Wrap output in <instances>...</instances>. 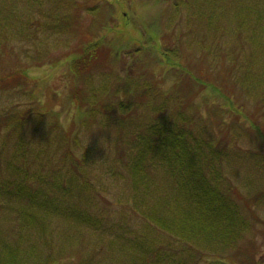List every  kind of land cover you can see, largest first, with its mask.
Here are the masks:
<instances>
[{
  "label": "trees",
  "instance_id": "obj_1",
  "mask_svg": "<svg viewBox=\"0 0 264 264\" xmlns=\"http://www.w3.org/2000/svg\"><path fill=\"white\" fill-rule=\"evenodd\" d=\"M17 2L18 0L0 1V30H2L0 31V90L3 91L13 86L26 88L29 80L24 67L42 65L51 55L47 47L36 49L30 55L25 53L24 57L28 55L30 58L27 65L23 62L20 52L14 51L15 45H9L4 41L6 33L16 35L12 41H22L17 38L18 35L32 41L36 39L35 36L41 28H54L56 32L64 34L66 44L69 46V42L72 43L76 37L77 31H73L68 24L67 11L63 9L66 2L78 5L75 3L76 0H53L57 14L55 17L57 21L54 23H47L42 18L32 15L34 4H41V0H25L27 6L25 17L8 10L18 4ZM104 2L106 4L107 0ZM219 5L222 6L221 0H176L174 8L176 12L185 8L189 22L187 31L195 34L196 25L189 19L192 15H195L198 21L208 24L211 32L219 31L217 25ZM57 10L63 15H58ZM90 10H93L91 13L97 17L103 14L100 4ZM233 17L234 40L228 49V55L232 56L231 67H221L218 73H214L222 77L223 85L211 78L202 80L204 95L201 99L210 103L213 112H232L234 116L244 117L247 120L246 127H241L240 123L231 126L234 128L235 136L232 140H236L243 135H250L252 126L256 127V124H260L264 131V31L261 34L257 32V24H253L251 8L240 11L234 9ZM262 17L261 11V21ZM172 23L173 21H170L167 26L170 28ZM132 27L124 26L123 33H128L126 35L132 39L129 41L136 46L135 50H128L127 53L128 46L124 49L112 47L113 53L110 52L104 59L116 63L124 57L123 70L117 71L115 67L110 70H100L101 73L107 74L104 83H101L97 89L92 84L93 69L97 62L96 43L92 42L84 48L82 59L78 56L71 57L67 68L69 75L66 76L72 78L75 86L71 91V97L77 104L75 115L78 126L92 129L94 125L97 130H106L109 135L103 153L97 150L96 145L90 152V148L80 142L78 133L85 129L79 127L78 133L76 131L73 134V130L71 135L68 134L61 124L58 112L50 108H40L38 98L40 92L36 90L33 93L28 90L33 106L18 110L14 105H10L0 112V170L5 169L8 172L7 178L0 181V199L13 200L12 204L3 206L15 212L12 216L16 222L20 221L22 224L36 228L48 241L50 247H53L50 228L55 231L53 225L55 220L69 219L74 223L76 234L69 233L66 239L68 242L75 241L78 244L80 240L78 232L99 230L97 222L101 219L96 217L94 209L96 200L101 198L104 202H108L100 193L98 180L101 183H110L120 179L130 186L144 188L142 196L129 193L126 196L131 202L130 206L149 222L147 227L142 223L141 230L147 229L153 232L149 236L146 233H139L141 230L135 231L138 233L135 240H120L115 236L107 238L106 235L104 244L107 247L121 244L122 253H128L130 256L126 264H196L193 260L202 254L217 252L215 249L204 251L203 244H217L222 247L236 245L245 237L246 232H250V226H254L249 215L256 221L253 216L256 214L250 206L246 207L249 210L247 211L231 197L230 191L235 186L224 174V170L230 167L236 175V167L244 153L250 154L249 159L251 157L252 164L264 168V134L262 136V130L256 128V132H253L254 138L263 142L252 143L251 151L224 152L229 147L219 146L217 139L211 136L212 132H206L207 127L193 129V123H197L198 116H193L188 112L187 106H182L179 100L180 94L176 90L168 91L154 87L151 81L146 82L149 65H146L144 72L141 73L143 82H139L140 78H137V75H129L128 68L136 57L154 54L158 65L162 64L163 68H166L165 64H167L168 69L175 72L180 82L181 74L188 72L180 64H175L176 59L186 54L185 45L190 48L188 52L194 54L196 47H199L203 51L201 53L206 54L205 52L210 50L205 44L206 36L201 39L196 38L195 35L192 39L178 36L176 48L172 49V52H165L157 33L155 40H152L148 34L147 38L136 41L139 35L133 34ZM172 34L174 35V32ZM132 35L137 37L134 38ZM130 42L125 44L128 45ZM8 58L16 67L7 72L6 68L2 70L1 62ZM32 60L35 62L32 63ZM132 68L134 69V66ZM175 68L178 69L179 76ZM8 81H13L16 85ZM138 83L143 88L138 87ZM232 86L234 91L236 89L239 93L236 95L239 102L235 101L231 93ZM188 99L189 97L186 101ZM248 99L252 100L251 109L255 110V115L247 113ZM140 111L148 113L145 120H140L142 125L128 131L126 139L120 136L123 127H130L133 116H138L137 113ZM254 116L258 117V120H254ZM113 130L118 132V136L113 140L114 147L116 145L122 147L118 155L110 148V132ZM35 140L36 144H34ZM58 153H60L59 158L56 157ZM95 163L96 168L100 167V170L92 173L88 169ZM33 164L36 165L35 169H32ZM234 164L236 167H232ZM154 166L162 167L172 183L157 176L152 178V174L147 171ZM118 168H125V175ZM244 183L250 184L251 190H255L252 201L264 200V186L253 187L251 178L244 180ZM79 188L85 191H80ZM164 188H169L170 191L165 193ZM85 194L88 195L84 196ZM161 196L164 197L163 201L167 204L168 210L158 205L157 198ZM15 197L19 199H13ZM161 210H165L166 213L162 214ZM124 224L127 223H122ZM12 238L15 240L12 245L5 243L0 246V264H25L23 256L26 252H31V249H26L24 246L25 236L17 232ZM55 256V251L52 256L50 253L46 254L41 258L43 264H55L58 255ZM250 260L251 264L256 263L253 259ZM64 262V264H92L91 259L70 261L68 257L64 258ZM215 262L233 264L221 259Z\"/></svg>",
  "mask_w": 264,
  "mask_h": 264
},
{
  "label": "rangeland",
  "instance_id": "obj_2",
  "mask_svg": "<svg viewBox=\"0 0 264 264\" xmlns=\"http://www.w3.org/2000/svg\"><path fill=\"white\" fill-rule=\"evenodd\" d=\"M3 1V0H0ZM41 4H34L32 9V15L42 18L47 23L56 22V10H54L53 0H41ZM176 0H107L105 4L104 0H76V4H64L63 9L66 10L68 15V24L72 27L73 31H76L74 40L69 42V46L66 44L64 34L56 32L54 28H41L39 33L35 36L36 39H26L25 37L18 35L22 41H12L16 37L9 33H6V39L4 41L10 45H15L14 51L20 52L23 62L28 65L30 58L24 54H33L36 49H43L47 47L49 56L48 60L42 65H28L24 67L28 75L29 84L27 83L26 88L10 87L7 91L0 90V112L7 106L14 105L15 109L20 110L24 107L33 106L31 92L38 90L40 92L38 98L40 108H50L54 112H58L60 116L61 124L68 134L79 132V127L85 130H81L78 133L80 142L92 149L97 147L101 153L105 147L108 139V133L106 130L99 131L93 125L92 129L85 126H78L76 121L75 110L77 104L72 100L71 94L74 90V83L72 78L67 77L69 68L70 58L78 56L81 58L84 48L94 42L96 43V66L94 70V82L96 89L101 83H104V77L107 73H101L104 70H110L116 68L117 71L123 70V63L125 58H120L116 63L110 60H105L107 54L113 53L115 48L124 49L127 47L128 50H135L136 46L130 42L132 39L128 38L126 32L123 33L124 26H130L133 29V34L137 33V36L132 35L136 38V41H141L142 38H147L148 34L152 40L159 36L163 50L165 52L175 49L178 43L179 37H188L192 39L195 35L196 38H206L205 44L210 48L206 54H202L199 47H196L194 54L188 52V48L185 44L186 54L181 58L176 59L175 64H180L181 67L187 69L188 74H181V81L176 77L173 70L163 68L164 65H158L156 56L154 54H146L144 56L136 57L135 61L131 64L129 75H134L140 78L139 82H143L141 73L144 72V67L149 65L147 71L146 82L151 81L152 85L157 88L166 89L169 91L176 90L179 94V100L182 106H187L188 112L193 116L197 115V123H193V129H200L207 127L206 132L211 131L212 137L217 139L219 146L229 147L230 151L244 150V152L251 151L253 149L252 143L263 141L254 138L253 132H256V128L262 130V136L264 131L260 124H256V127L252 126L250 135L238 137L236 140L234 136L233 124L240 123L241 127L248 125L247 120L244 117L234 116L232 112H213V108L210 103H206L201 98L204 95V87L201 82L202 80L214 79L218 84L223 85L222 77L215 75L218 73L221 67H231L232 56L228 55V49L232 46L234 40V17L233 10L238 11L253 10V24H257V32L260 34L264 31V0H221L222 6L219 5L217 9L218 15V32H211L208 24L197 20L195 15H192L189 19L190 22L196 25L195 34L189 33L188 30V13L185 8L175 11L174 4ZM12 9H8L13 14H19L21 17L26 15V3L25 0H18ZM97 4L102 5L103 14L95 16L91 13ZM227 9V11L225 10ZM263 12L262 21L260 20V13ZM175 12V13H174ZM58 15H63L61 11L57 10ZM226 14V15H224ZM51 15V17H50ZM215 21H216V14ZM227 16V18H226ZM173 21L172 26L169 28L167 24ZM165 26V28H164ZM2 31V30H0ZM142 31V33H141ZM146 32V33H145ZM174 32V35L172 34ZM181 32V36H180ZM179 36V37H178ZM194 38V37H193ZM130 40V41H129ZM125 42H130L128 45ZM168 46V48H167ZM112 47L114 48L112 51ZM194 50V49H193ZM227 51V52H226ZM143 52V51H142ZM141 52V53H142ZM223 55L225 58H222ZM110 55H108L109 57ZM128 58V57H127ZM172 59V58H171ZM35 62L34 60L31 61ZM2 70L8 72L15 68L12 60L8 58L6 61L1 62ZM135 63V64H134ZM174 64V65H175ZM134 66V69L132 68ZM162 66V67H161ZM235 69V67H234ZM101 70V71H100ZM176 73L178 69L175 68ZM123 72V71H122ZM179 76V74L177 73ZM27 80V81H28ZM107 80V79H106ZM10 84L16 85L13 81H8ZM175 84V86H173ZM138 87L143 86L138 83ZM152 91V89H149ZM231 93L234 96L236 102L240 100L237 98L238 91L232 86L230 88ZM156 92V90H153ZM249 96V95H248ZM189 99L186 101V98ZM247 113L255 115V110L251 109L253 106L252 100L248 99ZM171 107L173 105H170ZM138 116L134 115L130 127H123V131L120 136L126 139V133L135 129L137 126L142 125L140 120H145L148 117L146 112H138ZM254 120H258V117L254 116ZM239 125V126H240ZM231 128V130H230ZM231 132V133H230ZM37 132V136H39ZM115 136H118V132L113 130L110 132V148L113 153L118 155V152L122 150L120 145L114 147L113 140ZM230 140L228 141V139ZM233 141L234 144L232 143ZM36 144V140L34 141ZM120 154V153H119ZM116 155V156H117ZM114 156V157H116ZM250 154L244 153L243 157L240 158L237 167L234 164L232 167H236V175L230 167L225 168L224 174L229 177V181L235 186L231 193V197L237 202L240 207H244L245 210L249 211L246 207L250 206L256 214L253 215L256 219L252 218V224L249 231L245 233V237L238 241V247L236 245L222 247L217 244H203L202 248L204 251L215 249L217 252H206L193 260L196 264H216L215 260L221 259L230 263L239 264H251L253 259L256 261L255 264H264V200L252 201V195L255 190H251L252 186L245 184L244 180L251 178L253 180V187L261 188L264 186V168L252 164ZM60 157V153L56 155ZM35 164L32 165V169L36 168ZM88 169L92 173H97L100 167L96 168V163L91 164ZM123 171L125 175V168H118ZM232 172V173H231ZM147 173L152 174V178H163L167 182L172 180L166 175L165 170L162 167L154 166L150 168ZM8 172L3 169L0 170V181L7 178ZM98 180V179H97ZM100 193L105 197L108 202H104L101 198L96 200L95 213L96 217L101 220L97 222L99 227L98 231L84 230L78 232L80 240L77 244L75 241L68 242L66 237L67 234H76L74 229V223L69 219L60 218L56 219L53 224L55 231L52 230V243L53 247H50L48 241L42 236V234L34 227L22 224L20 221L16 222L12 215V212L6 209L4 204H12L13 200L0 199V246L5 243L12 245L15 240L12 235L15 236L17 232L22 233L25 240L26 249H31V252H26L23 256L25 264H43L42 259L46 254L55 251L56 256L58 255V261L55 264H64V258L68 257L70 261H81L82 259H91L92 264H126L129 261V254L122 253V245L116 244L113 246H106L104 244L105 236H115L120 240H135L139 231L142 228V223L147 227L149 222L141 215L136 212L135 209L130 206L127 200L128 193L131 195L142 196L144 188L129 185L128 183L122 182L120 179H115L110 183H101ZM168 185V184H167ZM80 191L85 189L79 188ZM163 191L167 193L169 188H164ZM159 191H157L158 193ZM178 192V191H177ZM16 195V192H14ZM85 194L84 196H87ZM17 196V195H16ZM13 199H19L15 197ZM152 200V199H151ZM149 200V202L151 201ZM158 205L168 210L167 204L164 203V197H158ZM148 202V203H149ZM147 203V204H148ZM256 203V204H254ZM245 210L243 212L245 213ZM162 214H165V210H161ZM169 214H171L168 211ZM119 222L120 224L115 225L112 223ZM122 223H127L122 225ZM129 224V225H128ZM153 231L142 229L139 233H146L151 236ZM111 234V235H109ZM10 236V237H9ZM106 238V239H107ZM8 239V240H6ZM127 248V246L125 244ZM238 249V251H236ZM70 252V254H68ZM122 253V254H121ZM55 256V257H56ZM250 260V262H249Z\"/></svg>",
  "mask_w": 264,
  "mask_h": 264
}]
</instances>
